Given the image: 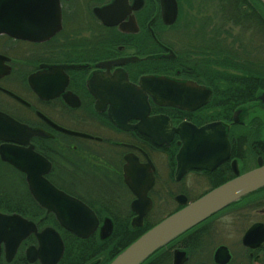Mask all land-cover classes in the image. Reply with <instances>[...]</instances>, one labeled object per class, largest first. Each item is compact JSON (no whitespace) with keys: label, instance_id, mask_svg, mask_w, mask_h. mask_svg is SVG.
I'll return each mask as SVG.
<instances>
[{"label":"flooded vegetation","instance_id":"af4514ba","mask_svg":"<svg viewBox=\"0 0 264 264\" xmlns=\"http://www.w3.org/2000/svg\"><path fill=\"white\" fill-rule=\"evenodd\" d=\"M174 1L166 25L161 0H0V213L53 229L61 258L81 238L32 196L34 157L33 173L91 211L84 239L100 241L104 224L130 237L264 164V63L208 62L187 0ZM144 76L171 81L183 107L140 91ZM210 123L226 137L225 159L177 178L175 130ZM36 246L29 233L7 261L1 244L0 264H39L26 255ZM187 264H264V188L217 212L199 239L187 235Z\"/></svg>","mask_w":264,"mask_h":264},{"label":"water","instance_id":"95a60500","mask_svg":"<svg viewBox=\"0 0 264 264\" xmlns=\"http://www.w3.org/2000/svg\"><path fill=\"white\" fill-rule=\"evenodd\" d=\"M258 1L264 7V0ZM175 15V1L161 0V17L164 24H172ZM138 88L140 91L149 92L154 98L155 96L159 97L161 105L179 106L176 102L177 98L172 82L164 77H141ZM258 98L264 103V93ZM175 131L183 142L176 154L177 178L189 168H206L207 164L215 165L225 159L228 146L226 137L222 129L218 127V123H210L200 128L186 126L177 128ZM37 157L33 158L32 172L27 175L32 196L39 205L55 214L64 229L81 239L87 238L96 229L97 222L94 215L82 203L69 199L51 185H47L40 174L33 173L36 172L35 161L39 158ZM11 161L17 165L15 160L11 159ZM21 169L25 170L24 168ZM261 188H264V164L258 162L257 167L241 174L235 170V177L206 192L191 203L185 204L182 208L147 229L107 264H141L157 250L186 231ZM176 198L180 203H184L180 197ZM66 211H75L79 223L73 222L71 218L67 217ZM251 229L247 231V236ZM29 233L34 235L37 246L26 250L28 260L31 262L37 260L39 264H57L62 256L63 244L53 229L45 228L38 232L35 223L32 221L16 214L0 213V250L2 244L7 261L13 257L19 242ZM111 233L112 226L108 224H104L99 229L101 240L107 239ZM244 238L243 242L246 244V237ZM219 250L214 255L216 262L220 256ZM186 262L187 252L182 248H174L171 253L170 264H185Z\"/></svg>","mask_w":264,"mask_h":264},{"label":"trees","instance_id":"16d2710c","mask_svg":"<svg viewBox=\"0 0 264 264\" xmlns=\"http://www.w3.org/2000/svg\"><path fill=\"white\" fill-rule=\"evenodd\" d=\"M195 5L200 7V11H197L195 16H188L187 21L193 29L192 35L198 38L197 41L200 43L205 41L208 62H246L249 59L248 55L242 60L239 59L241 53L238 52L237 47V49L234 47V43H238L240 36L236 37L232 34L231 26L238 27L242 32L241 35L243 32L249 33L251 40L248 45H251L254 42L252 40L257 37L264 42L262 31L264 30V7L258 0H187L188 7L192 8ZM205 6L213 7L210 16L202 14L201 8ZM211 218L169 242L141 264H170L173 248H182L187 252V235H193L194 239H199L202 227ZM149 228L143 227L130 237H125L121 234L120 228H115L111 236L104 241L96 238L80 239L77 242L76 253H73L72 243L69 241L65 254L58 264H107Z\"/></svg>","mask_w":264,"mask_h":264},{"label":"rangeland","instance_id":"374dc122","mask_svg":"<svg viewBox=\"0 0 264 264\" xmlns=\"http://www.w3.org/2000/svg\"><path fill=\"white\" fill-rule=\"evenodd\" d=\"M199 8L200 7L198 5H195L192 8L188 7L189 16L190 17L195 16L197 14V11H200ZM212 10H213L212 6H208V7L205 6L204 8H201L202 14L209 15V16L212 14L211 13ZM227 26H228V24H227ZM230 29H231V32L233 35H235L236 37L240 36L238 43H234V47L235 48L237 47L238 52L241 53V58H239V59L242 60L244 58V56L248 55L249 59L252 58L255 62L257 61V62H263L264 63V42H263V40H261L259 37H257L254 40H252V41H254L253 45H248L250 40H251L249 33L243 32V35H241L242 32L240 31V29L238 27L235 28V27L231 26ZM262 31L264 33V30H262ZM263 37H264V35H263ZM263 37H262V39H263ZM263 68L264 67L262 66V69ZM185 264H187V262Z\"/></svg>","mask_w":264,"mask_h":264},{"label":"clouds","instance_id":"9594fccd","mask_svg":"<svg viewBox=\"0 0 264 264\" xmlns=\"http://www.w3.org/2000/svg\"><path fill=\"white\" fill-rule=\"evenodd\" d=\"M225 219H227V218H225Z\"/></svg>","mask_w":264,"mask_h":264}]
</instances>
